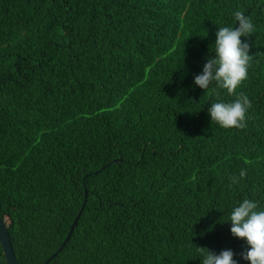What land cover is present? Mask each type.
<instances>
[{
    "label": "trees",
    "instance_id": "trees-1",
    "mask_svg": "<svg viewBox=\"0 0 264 264\" xmlns=\"http://www.w3.org/2000/svg\"><path fill=\"white\" fill-rule=\"evenodd\" d=\"M235 11L254 24L248 77L203 90ZM240 93L246 127L212 122ZM244 198L264 210V0H0V217L18 264H43L85 199L47 264H202L200 248L250 264L228 221Z\"/></svg>",
    "mask_w": 264,
    "mask_h": 264
},
{
    "label": "clouds",
    "instance_id": "clouds-1",
    "mask_svg": "<svg viewBox=\"0 0 264 264\" xmlns=\"http://www.w3.org/2000/svg\"><path fill=\"white\" fill-rule=\"evenodd\" d=\"M234 18L238 27H218L215 39V55L207 57L201 74L194 77L195 85L203 90L215 82L218 88L226 89L229 95L236 92L237 87L248 77L250 61V46L242 43L241 37H247L254 32L251 17L241 11H235ZM236 24V25H237ZM249 98L240 93L231 102H216L208 107L211 121L224 129L246 127V112L251 108ZM247 171L241 170L239 178L230 177L232 184L246 177ZM231 186V185H230ZM230 231L234 237L245 239L250 246L241 254L250 264H264V210H259V201L244 198L234 207L230 218ZM202 264H237L231 250H222L218 255L207 248Z\"/></svg>",
    "mask_w": 264,
    "mask_h": 264
},
{
    "label": "water",
    "instance_id": "water-1",
    "mask_svg": "<svg viewBox=\"0 0 264 264\" xmlns=\"http://www.w3.org/2000/svg\"><path fill=\"white\" fill-rule=\"evenodd\" d=\"M85 197H87V190L85 192ZM85 203H86V199L83 203V207H84ZM83 207H82V209H83ZM82 209L79 211L78 215L75 217L63 244L48 259H46V261L43 264H47L53 257H55L57 255V253L61 251L62 247L69 241V239L72 235V232H73V230H74V228H75V226H76V224L80 218ZM0 242L2 244L4 253H5L7 264H18V260L16 258L15 252H14V248L12 245V240H11V236H10L8 226L6 225V222L4 221V219H2L1 217H0Z\"/></svg>",
    "mask_w": 264,
    "mask_h": 264
}]
</instances>
